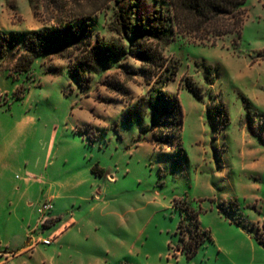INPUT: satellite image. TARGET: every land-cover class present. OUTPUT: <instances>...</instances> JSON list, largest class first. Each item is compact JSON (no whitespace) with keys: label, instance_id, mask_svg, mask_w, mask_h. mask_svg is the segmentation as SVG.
Wrapping results in <instances>:
<instances>
[{"label":"rangeland","instance_id":"obj_1","mask_svg":"<svg viewBox=\"0 0 264 264\" xmlns=\"http://www.w3.org/2000/svg\"><path fill=\"white\" fill-rule=\"evenodd\" d=\"M131 1L140 12L168 7L0 0V32L76 20L113 40L116 12ZM246 7L236 41L187 34L165 46L164 55L179 62L166 85L148 81L133 56L121 63L132 72L112 60L83 91L67 57L47 53L22 73L13 57H0V100L9 99L0 105V264H264V0ZM18 85L28 91L12 100ZM154 86L179 99L181 148L161 149L143 130L156 122L148 106ZM137 105L142 118L128 120ZM95 165L104 173L93 172ZM48 200L59 219L44 226L39 209ZM181 205L198 213L210 235L190 255L180 241L178 224L189 221Z\"/></svg>","mask_w":264,"mask_h":264},{"label":"trees","instance_id":"obj_2","mask_svg":"<svg viewBox=\"0 0 264 264\" xmlns=\"http://www.w3.org/2000/svg\"><path fill=\"white\" fill-rule=\"evenodd\" d=\"M155 1L167 3V9L162 5H156L150 11L140 12L135 1L130 2V9H119L113 28L119 38L113 40L103 39L98 31L94 33V28L88 22L76 20L60 21L50 27L24 32H0V57H13V69L18 73L30 71L39 57L50 52L67 57L69 74L83 91L90 86L91 75L100 67L110 68L112 60L117 62L125 73L132 72L127 63L124 66L121 63L129 56H133L142 62L140 72L148 81L155 77V82L166 85L175 80L179 62L175 57L165 56L164 47L174 41L177 35L187 34L193 35L201 42L208 37L216 41L227 35H233V40L236 41L240 37L248 2V0ZM133 38L136 42L128 46L125 40ZM210 67L208 66V69ZM16 80L17 78H13V81ZM105 82L115 91L128 93L117 80ZM26 91H28L26 87L18 85L12 92V100L23 98ZM194 92L196 93V90ZM3 104H9V99L0 100V105ZM148 106L156 122L150 127L143 128L152 134L147 139L161 149L181 148L177 133L182 126V107L178 97L159 86H154ZM126 113L128 120L134 117L141 119L143 116L138 105ZM92 171L104 173V169L98 165H95ZM175 204H178V199L175 200ZM181 209L186 212L189 221L183 223L180 220L178 224L180 241L183 250H187L190 255L205 239L210 238V235L201 229L198 213L194 209L188 205H181ZM58 219L59 217L50 218L45 221L44 226L53 225ZM184 230L188 236L183 233ZM259 241L264 242V239L260 238Z\"/></svg>","mask_w":264,"mask_h":264},{"label":"built area","instance_id":"obj_3","mask_svg":"<svg viewBox=\"0 0 264 264\" xmlns=\"http://www.w3.org/2000/svg\"><path fill=\"white\" fill-rule=\"evenodd\" d=\"M52 209V202L50 200L45 201L42 203V205L40 206V213H41V217H42V222H40L41 224L45 223V221L49 220L50 218H53L50 213V210ZM52 241L51 238L48 237H44L42 238L41 242L44 244H50Z\"/></svg>","mask_w":264,"mask_h":264},{"label":"crops","instance_id":"obj_4","mask_svg":"<svg viewBox=\"0 0 264 264\" xmlns=\"http://www.w3.org/2000/svg\"><path fill=\"white\" fill-rule=\"evenodd\" d=\"M25 122H26V117H25ZM52 217L55 218L56 216L55 215H52ZM55 232H57V231H55ZM30 246L31 245H29V246H26L25 245V246H23L21 249H19L17 251H14V250L13 251H10V253H8V255H7V259H8V257L9 258H12V257H15V256H17L19 254L25 253ZM0 262H2V260Z\"/></svg>","mask_w":264,"mask_h":264}]
</instances>
